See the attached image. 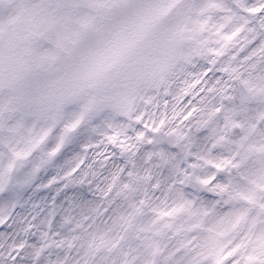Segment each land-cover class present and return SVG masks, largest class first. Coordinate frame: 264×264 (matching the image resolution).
I'll return each instance as SVG.
<instances>
[{
    "label": "clouds",
    "instance_id": "obj_1",
    "mask_svg": "<svg viewBox=\"0 0 264 264\" xmlns=\"http://www.w3.org/2000/svg\"><path fill=\"white\" fill-rule=\"evenodd\" d=\"M0 264H264V0H0Z\"/></svg>",
    "mask_w": 264,
    "mask_h": 264
},
{
    "label": "snow or ice",
    "instance_id": "obj_2",
    "mask_svg": "<svg viewBox=\"0 0 264 264\" xmlns=\"http://www.w3.org/2000/svg\"><path fill=\"white\" fill-rule=\"evenodd\" d=\"M260 9H256V11H259ZM86 26V25H85ZM78 34H71L69 37H68V42L69 43H74L75 42V37L77 36Z\"/></svg>",
    "mask_w": 264,
    "mask_h": 264
}]
</instances>
